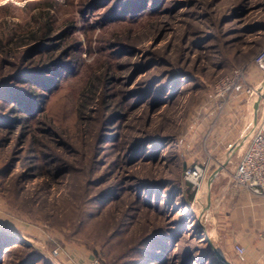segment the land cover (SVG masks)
I'll list each match as a JSON object with an SVG mask.
<instances>
[{"label": "rangeland", "instance_id": "rangeland-1", "mask_svg": "<svg viewBox=\"0 0 264 264\" xmlns=\"http://www.w3.org/2000/svg\"><path fill=\"white\" fill-rule=\"evenodd\" d=\"M47 23L0 52V264H245L216 203L264 0H0V33Z\"/></svg>", "mask_w": 264, "mask_h": 264}, {"label": "crops", "instance_id": "crops-1", "mask_svg": "<svg viewBox=\"0 0 264 264\" xmlns=\"http://www.w3.org/2000/svg\"><path fill=\"white\" fill-rule=\"evenodd\" d=\"M237 113L239 118L234 123L237 130L233 131L232 142L243 138L244 135L240 136L241 130L247 129L257 119V110L252 109L250 100L242 104ZM218 179L219 184L221 180ZM224 182L225 180L218 186L219 197L216 204L226 245L234 250L235 244L244 246L245 264H264V244L260 239V234L264 232V199L243 187Z\"/></svg>", "mask_w": 264, "mask_h": 264}, {"label": "built area", "instance_id": "built-area-1", "mask_svg": "<svg viewBox=\"0 0 264 264\" xmlns=\"http://www.w3.org/2000/svg\"><path fill=\"white\" fill-rule=\"evenodd\" d=\"M257 65L264 70V49L257 56ZM240 75V71H235L233 77L226 81L229 86L223 88L220 95H224ZM256 91H249L250 96H254ZM238 144H242L243 149L232 173L231 181L234 186L243 187L251 194L264 199V110L262 107L257 111L256 121L248 126L243 138L236 145ZM206 172L207 170L200 165L192 166L186 169L185 178L200 186L206 177ZM260 239L264 244V232L260 234ZM235 251L238 255L244 256L246 248L240 244H235ZM89 264H102V262L95 258Z\"/></svg>", "mask_w": 264, "mask_h": 264}, {"label": "trees", "instance_id": "trees-1", "mask_svg": "<svg viewBox=\"0 0 264 264\" xmlns=\"http://www.w3.org/2000/svg\"><path fill=\"white\" fill-rule=\"evenodd\" d=\"M46 29L43 27H39L37 32H32L31 34H26V35H19V32H17L16 29H13V31L8 33H0V52H5L9 53L11 50L14 49V46L17 45L20 40L24 39L25 37L29 36L31 38H36L38 37L39 33L44 34L49 33L51 31V26L49 23H47ZM11 244H8L6 247L10 246Z\"/></svg>", "mask_w": 264, "mask_h": 264}, {"label": "water", "instance_id": "water-1", "mask_svg": "<svg viewBox=\"0 0 264 264\" xmlns=\"http://www.w3.org/2000/svg\"><path fill=\"white\" fill-rule=\"evenodd\" d=\"M258 108H259V104L256 106V110L258 111ZM220 173V169L216 170L214 172V174L212 175V177L210 178L209 180V184L211 185L215 179V177ZM210 200V199H209ZM213 249H214V252L215 254L217 255V257L225 264H231L223 255L222 253H220L214 246L213 244L211 243Z\"/></svg>", "mask_w": 264, "mask_h": 264}, {"label": "bare ground", "instance_id": "bare-ground-1", "mask_svg": "<svg viewBox=\"0 0 264 264\" xmlns=\"http://www.w3.org/2000/svg\"><path fill=\"white\" fill-rule=\"evenodd\" d=\"M237 148V147H236ZM201 219V218H200Z\"/></svg>", "mask_w": 264, "mask_h": 264}]
</instances>
